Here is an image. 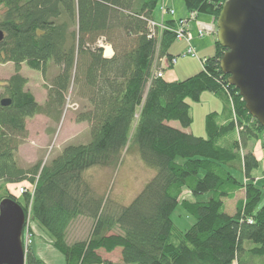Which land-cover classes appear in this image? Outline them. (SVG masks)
Here are the masks:
<instances>
[{
	"label": "trees",
	"instance_id": "1",
	"mask_svg": "<svg viewBox=\"0 0 264 264\" xmlns=\"http://www.w3.org/2000/svg\"><path fill=\"white\" fill-rule=\"evenodd\" d=\"M183 1L187 17L163 20L165 30L155 27L151 37L150 22H161V8L166 16L175 12L165 0H0V63L16 66L3 85L2 100L11 104L0 101V182L34 187L32 197L24 190L25 204L8 192L0 202L12 199L27 216L30 211L66 264H114L100 251L115 250L123 264H264V206L259 208L262 192L252 178L260 160L247 152L264 128L221 70L225 49L216 39V54L188 80L157 75L165 71L163 60L172 66L177 59L169 49L182 23L190 28L192 16L202 14L217 27L229 0ZM101 41L112 47V57ZM23 64L46 82L57 69L45 106L26 91ZM71 89L82 103L77 122L89 124L91 140L65 147L46 165L22 168L17 155L27 140V121L40 113L60 120ZM203 92L223 100L222 112L206 117L207 139L186 132L193 123L188 101L199 102ZM131 147L155 176L124 206L102 196L87 173L117 169ZM185 190L194 201L182 200ZM240 191L232 213L228 202ZM179 207L194 220L185 232L171 218ZM77 219L93 225L87 240L71 243L68 231ZM26 264L48 263L31 251Z\"/></svg>",
	"mask_w": 264,
	"mask_h": 264
},
{
	"label": "rangeland",
	"instance_id": "2",
	"mask_svg": "<svg viewBox=\"0 0 264 264\" xmlns=\"http://www.w3.org/2000/svg\"><path fill=\"white\" fill-rule=\"evenodd\" d=\"M160 13L163 17L161 20L162 22L167 13L164 14L163 11H160ZM158 16L159 14H157V17ZM171 16L174 15L172 14ZM213 20L214 19L209 15L206 16L201 14L192 17L189 29L190 32L193 33V39L191 42L177 40L173 43L172 47L169 49V54L174 55L177 59H175L172 66L169 62L166 63L167 67H164V76L172 71L176 74V81H185L202 71L204 60L216 54L217 27ZM199 30L203 33H200ZM190 45L194 46L197 54L196 57L184 55ZM105 55L107 58L112 57L113 52L111 56H107L108 54L105 49ZM20 69L21 75L27 80L26 91L34 95L38 105L45 106L48 98L47 93L50 80L58 74L57 69L51 68L47 82L40 72L30 70L27 64H23ZM15 75L16 66L14 64L7 63L3 65L0 63V101L7 96L3 89L4 83ZM69 93L66 100L67 104L63 109L60 120L55 119L54 116L49 117L40 113L33 118H29L27 121V140L20 146L17 155L18 164L22 168L29 169L37 163L46 165L50 163L54 157L62 153L65 147L69 145H84L91 140L89 124L77 122L78 115L82 111V103L79 100L78 94L75 89H71ZM228 99L230 100V104H232V99H230L229 96ZM188 103L191 109L190 114L193 119L189 131L197 138L207 139L206 117L212 114V112L220 113L223 109V100L213 93L203 92L199 102L190 99ZM171 125L181 129L178 123H171ZM248 151L253 152L256 157L260 158V167L252 175L253 181L258 185V188L260 187L262 192L259 202L260 208L264 206V134L257 138V140L249 143L247 152ZM123 155L122 162L117 169L96 168L90 170L87 176L94 181L96 188L100 190L102 196L107 198L110 194L112 199L118 203L120 202L124 206H128L135 197L140 194L144 186L155 176V172L153 169H149L143 164L140 154H138L135 148L131 147L128 151H125ZM242 182H244L245 185L248 183L244 176ZM23 188L27 190L32 197L34 187L27 182L21 183L20 185H6L0 182V195H4L5 192L11 193L19 199L20 203L25 204V195L24 192H21ZM242 192L243 191L239 192L236 200L228 202L230 212H236L237 202L243 197ZM184 199L194 201L192 195H190L187 190H185L182 195V200ZM199 199L203 200L202 198ZM29 212L28 214H30ZM171 218L175 226L184 232L185 230H189L194 224V220L180 207L174 212ZM31 222L33 224L34 235L36 233L39 235V239H37V235L34 236L33 250L42 259L48 260L50 264H60L58 257H63L62 254H60L57 249L53 248V245H51L46 237L42 236L41 231H44V229L36 222H33V220H31ZM89 225H93L92 221L87 220L86 223H84L81 219H77L73 224V228H70L71 230L69 229L68 231L69 241L72 243L78 240H87L91 230L89 232L87 231V234H80L78 233V229L85 232L90 227ZM39 228L42 230L40 231ZM111 256L114 261L117 262L119 260L118 263H120V255L118 253H114Z\"/></svg>",
	"mask_w": 264,
	"mask_h": 264
},
{
	"label": "water",
	"instance_id": "3",
	"mask_svg": "<svg viewBox=\"0 0 264 264\" xmlns=\"http://www.w3.org/2000/svg\"><path fill=\"white\" fill-rule=\"evenodd\" d=\"M221 10L217 19V42L225 49L221 70L264 128V0H229ZM3 38L0 31V43ZM10 104V99L1 101L3 107ZM26 220L19 203L0 202V264H26L22 235Z\"/></svg>",
	"mask_w": 264,
	"mask_h": 264
},
{
	"label": "built area",
	"instance_id": "4",
	"mask_svg": "<svg viewBox=\"0 0 264 264\" xmlns=\"http://www.w3.org/2000/svg\"><path fill=\"white\" fill-rule=\"evenodd\" d=\"M161 11H163V13L165 14V13H167L166 11H167V8L164 6L163 8H161ZM171 13L174 15L175 14V12H173V11H171ZM192 17H194V16H192ZM188 25H189V23L187 24H185V25H183V23H182V27H179L177 30H176V34H177V37H178V39L180 40V41H183V40H185V41H187V42H191L192 41V39H193V34L192 33H190V31H188ZM155 27H158V28H160L162 31L163 30H165V25H164V23L163 22H160V23H157V22H150V29H151V32H153V33H151V37H154V30H155ZM199 32L200 33H203V32H201L200 30H199ZM107 46V47H106ZM100 47H102V48H105L106 49V51H107V49H111L112 50V47H108V45H105L104 43H103V41H101L100 42ZM184 55H186V56H188V55H190V56H192V57H196L197 56V54H196V50H195V48H194V46L193 45H190V47L188 48V50L184 53ZM175 61V60H174ZM168 61H166V60H163V63H162V67H163V69H164V67H167L166 66V63H167ZM157 75L159 76V77H164V74H163V71H159L158 73H157ZM21 192H24V188L22 189V191ZM25 193V192H24ZM31 215L29 214L28 216H27V220H26V223H25V228H24V230H23V246H24V250H25V256L29 253V252H31L32 250H33V241H34V232H33V227H32V222H31Z\"/></svg>",
	"mask_w": 264,
	"mask_h": 264
},
{
	"label": "crops",
	"instance_id": "5",
	"mask_svg": "<svg viewBox=\"0 0 264 264\" xmlns=\"http://www.w3.org/2000/svg\"><path fill=\"white\" fill-rule=\"evenodd\" d=\"M166 1V3L168 4V6H170L171 8H173L174 9V11L176 12V16L175 17H171V16H166L165 18H164V20L165 19H181V18H186L187 17V13H188V11H186V8H185V3H184V1L183 0H165ZM162 15H161V13H159V16H158V21H161L162 20ZM213 19V18H212ZM172 56H174V55H172ZM175 76H176V74L174 73V72H172V71H170V72H168L167 74H165V80L167 81V82H179V81H181V80H179V81H176V79H175ZM223 105V104H222ZM223 107V106H222ZM223 110V109H222ZM222 112V111H221ZM176 128V127H175ZM187 133H192L191 131H189V130H187L186 131ZM257 159H259L260 160V158L259 157H257ZM82 220V222H84V223H86V221L87 220H85V219H81ZM90 227L88 228V230H86L85 232H82L80 229H78V233H80V234H83V233H88L90 230H91V228H92V225H89ZM71 228H73V225L71 226ZM39 230H40V228H39ZM42 230V229H41ZM40 230V231H41ZM71 230V229H70ZM88 231V232H87ZM41 234H42V236L43 237H46L49 241H50V243H51V245H53V237L50 235V234H48L47 233V231L46 230H42L41 231ZM85 234V235H86ZM35 235H37V239H39L38 238V234L36 233ZM53 248H54V245H53ZM55 249V248H54ZM33 251V254L34 255H36V256H38V254L34 251V250H32ZM114 253H118L119 255H120V263H118L119 262V260L116 262V261H114L113 260V258H112V256L111 255H113ZM61 254V253H60ZM100 254H102L103 256H106L105 258L107 259V260H109L110 262L112 261L114 264H122L121 263V252H120V250H115V251H113V252H111V254H107V253H105V252H103V251H100ZM63 257H58V260H59V263L60 264H66V261H65V257H64V255H62ZM111 257V258H110ZM38 258H40V259H42L40 256H38ZM42 260H44V259H42ZM45 261V263H48V264H50V262L48 261V260H44Z\"/></svg>",
	"mask_w": 264,
	"mask_h": 264
},
{
	"label": "bare ground",
	"instance_id": "6",
	"mask_svg": "<svg viewBox=\"0 0 264 264\" xmlns=\"http://www.w3.org/2000/svg\"><path fill=\"white\" fill-rule=\"evenodd\" d=\"M169 10V9H168ZM172 10V9H171ZM171 10H169V11H171ZM176 13V12H175ZM171 14V13H170ZM172 15V14H171ZM112 50L109 48L108 50H107V56H111L112 55ZM106 56V55H105Z\"/></svg>",
	"mask_w": 264,
	"mask_h": 264
}]
</instances>
